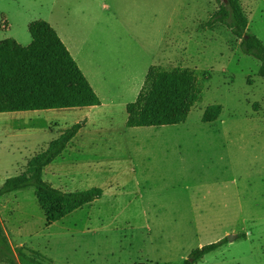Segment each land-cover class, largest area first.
<instances>
[{"label": "rangeland", "instance_id": "obj_1", "mask_svg": "<svg viewBox=\"0 0 264 264\" xmlns=\"http://www.w3.org/2000/svg\"><path fill=\"white\" fill-rule=\"evenodd\" d=\"M239 1L248 34L264 44V0ZM218 4L0 0V40L29 45L28 24L48 22L101 101L0 113V186L82 123L42 179L64 192L103 191L53 223L34 187L1 196L9 249L0 245V264H20L18 247L46 264H181L192 250L221 239L193 264H264V78L260 62L211 17ZM152 65L193 70L199 99L184 122L126 127V104ZM216 104L219 117L203 122L204 110Z\"/></svg>", "mask_w": 264, "mask_h": 264}, {"label": "trees", "instance_id": "obj_2", "mask_svg": "<svg viewBox=\"0 0 264 264\" xmlns=\"http://www.w3.org/2000/svg\"><path fill=\"white\" fill-rule=\"evenodd\" d=\"M211 17L227 25L240 39L243 51L260 62L259 75L264 78V44L248 34V20L239 0H217ZM31 43L23 46L12 38L0 40V113L100 105L101 101L88 79L60 39L56 30L42 19L28 24ZM193 70L181 67L165 69L148 67L136 99L126 104V127H158L184 122L200 96ZM257 110L258 104L253 105ZM222 107L208 106L203 122L216 120ZM82 123H76L49 142L46 149L32 156L20 174L7 178L0 186V197L6 193L35 188V198L48 223L59 221L102 195L93 187L83 191L64 192L43 181V169L62 153L77 134ZM224 242L203 245L192 250L181 264H193ZM0 245L9 249L0 229ZM20 264H46L36 251L16 249ZM42 257V258H41ZM47 260V259H46Z\"/></svg>", "mask_w": 264, "mask_h": 264}, {"label": "water", "instance_id": "obj_3", "mask_svg": "<svg viewBox=\"0 0 264 264\" xmlns=\"http://www.w3.org/2000/svg\"><path fill=\"white\" fill-rule=\"evenodd\" d=\"M232 239H233V236L232 235H229L228 236V240L232 241Z\"/></svg>", "mask_w": 264, "mask_h": 264}, {"label": "crops", "instance_id": "obj_4", "mask_svg": "<svg viewBox=\"0 0 264 264\" xmlns=\"http://www.w3.org/2000/svg\"><path fill=\"white\" fill-rule=\"evenodd\" d=\"M83 72V71H82ZM85 75V74H84ZM87 78V77H86ZM88 79V78H87ZM89 81V80H88ZM90 83V82H89ZM91 85V84H90ZM95 91V90H94ZM96 92V91H95Z\"/></svg>", "mask_w": 264, "mask_h": 264}]
</instances>
